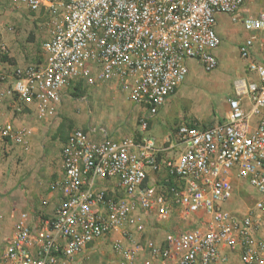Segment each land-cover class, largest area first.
<instances>
[{
    "label": "built area",
    "instance_id": "2783aa9c",
    "mask_svg": "<svg viewBox=\"0 0 264 264\" xmlns=\"http://www.w3.org/2000/svg\"><path fill=\"white\" fill-rule=\"evenodd\" d=\"M244 3L0 0V10L23 7L47 26L40 63L0 64V98L11 97L15 110L51 116L77 84L118 89L143 107L137 134L113 137L101 127L69 133L63 177L52 183L61 189L59 205L35 222L20 212L0 264H75L111 235L119 264H212L230 253L241 264H264V56L250 60L255 37L238 47L250 77L234 80L225 121L180 119L161 141L148 128L185 81L189 60L205 72L218 67L219 13L239 18L246 30H264V10L241 17ZM30 134L0 124V139L25 150ZM235 179L261 196L241 217L226 206ZM174 210L188 219L185 227L158 242L143 236L149 220H166Z\"/></svg>",
    "mask_w": 264,
    "mask_h": 264
},
{
    "label": "rangeland",
    "instance_id": "374dc122",
    "mask_svg": "<svg viewBox=\"0 0 264 264\" xmlns=\"http://www.w3.org/2000/svg\"><path fill=\"white\" fill-rule=\"evenodd\" d=\"M252 4L254 13L264 8V0H252ZM41 16L28 12L23 7L0 10V33L4 34L3 40L6 43L5 51H0V64L23 66L42 61L41 42L47 36V26ZM4 55L6 58L2 59ZM227 58L228 55L224 60H220L218 67L211 72H205L195 61L189 60V72L179 86L180 89L178 88L170 100L169 114L161 117L158 111L157 115L150 119L149 133L153 135L152 127L156 125V134L163 138L169 128L180 119L194 118L202 126L213 124L209 118L214 114V107L217 113L225 107V101L234 95V80L238 77L234 71L228 70ZM69 91L71 87H68L67 92ZM142 110V107L133 104L126 94L118 89L92 86L85 88L81 94L64 97L55 113L49 117L40 119L29 115V125L34 128L32 144L27 150L23 149L24 152L17 158L13 156L10 159L18 172L21 171L18 168L27 163L18 176V183L25 194H28L26 198L40 203L51 191L50 184L58 178L61 171L59 160L62 145L73 129L81 128L87 131L91 127H101L113 137L131 136L139 131ZM30 175L34 177V181L28 184V187L25 180ZM33 192L36 194L33 195ZM260 198L261 196L245 181L235 179L233 197L226 206L241 217ZM43 215L41 217L49 218L52 214ZM188 223V219H183L178 211L174 210L166 220H149L143 236L157 237L160 240L167 231L182 229ZM152 231L162 234L151 235ZM5 241L6 238L0 241V252ZM74 262L119 264V259L109 241H105L97 248L79 255Z\"/></svg>",
    "mask_w": 264,
    "mask_h": 264
},
{
    "label": "crops",
    "instance_id": "0c3cea01",
    "mask_svg": "<svg viewBox=\"0 0 264 264\" xmlns=\"http://www.w3.org/2000/svg\"><path fill=\"white\" fill-rule=\"evenodd\" d=\"M252 6V0H245L243 8L240 12V16L243 17L246 15L257 14L252 12ZM262 10H264V8L260 11ZM216 31L220 38V44L215 50L218 62H220V60H224L225 57L228 55V58L226 59L228 63V70H231L232 72L234 71V73L238 75L237 79L250 77V74L247 73L246 69V64L249 60L242 59L240 57L238 47L240 43H242L246 38L253 35L255 37V41L251 50L250 60L261 61L264 56V30H246L243 27L239 18L234 19L228 14L219 13L216 17ZM3 86L4 84L0 83V91L3 89ZM179 89H177L167 99L163 107L160 108L158 114L161 117H164L169 114L168 109L170 105V100ZM228 99L224 103L225 107L219 113H217V110L214 107V114L212 115V117L209 118V121H212L214 123L225 121L228 110ZM13 107L14 103L11 97L4 96L0 98V124L9 121L13 124V127L16 131H19L23 128L29 129L31 131V134L27 137V141L29 142V145H31L33 141L32 134L34 132V128L29 125L28 117L29 115H34L35 117L37 116L35 115V112L33 111L32 107H26L23 111H17ZM138 107L141 108V106ZM197 119L200 120L198 117ZM194 120L197 121L196 119ZM155 126L156 125H153L152 127L153 135L158 141H161L162 137L156 134L157 127ZM137 132L138 131H136L135 134H137ZM23 149L24 148L19 144H12L9 141L0 139V241L4 238L7 239V237L11 235L14 223L20 212L27 213L29 215V220L31 222H35V218L37 219L43 214H53L61 200V189L58 187V185L52 186L51 184L60 181L63 177L62 159L59 160L61 166L60 174L58 178L55 181H52V183L50 184L51 191L47 193L46 197L43 198L40 203L33 202V200L29 201L30 199L26 198L28 194H25L24 189L21 188V185L18 183V176L21 175L22 171L24 170L23 168L26 167L25 165L27 163L22 168H18L21 170L20 172H18L17 167L13 165L10 160L13 156L17 158L19 155H21L24 152ZM6 153L8 154L6 155ZM33 181L34 177L32 175H30V177L25 180L27 186ZM28 193L30 194V190L28 191ZM35 194L36 193L33 192V195ZM154 233L155 232L152 231L151 235H153ZM155 234H160V232L158 231V233ZM112 239L113 236L111 235V237L106 240L107 242L109 241V243L111 244V248ZM152 239H155V241L157 242L159 241L157 237H153ZM222 252H226L225 249H222ZM212 264L241 263L236 253H230L226 261H217Z\"/></svg>",
    "mask_w": 264,
    "mask_h": 264
},
{
    "label": "trees",
    "instance_id": "16d2710c",
    "mask_svg": "<svg viewBox=\"0 0 264 264\" xmlns=\"http://www.w3.org/2000/svg\"><path fill=\"white\" fill-rule=\"evenodd\" d=\"M3 58H6V56H2V59ZM85 90L84 87H81L80 84H77L73 87V90H71V95L75 96V95H78V94H81L83 91Z\"/></svg>",
    "mask_w": 264,
    "mask_h": 264
}]
</instances>
